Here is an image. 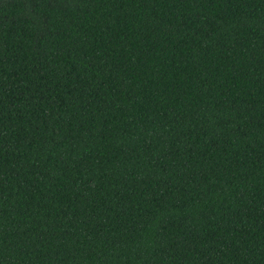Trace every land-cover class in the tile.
Returning a JSON list of instances; mask_svg holds the SVG:
<instances>
[{"label": "trees", "instance_id": "1", "mask_svg": "<svg viewBox=\"0 0 264 264\" xmlns=\"http://www.w3.org/2000/svg\"><path fill=\"white\" fill-rule=\"evenodd\" d=\"M0 264H264V0H0Z\"/></svg>", "mask_w": 264, "mask_h": 264}]
</instances>
